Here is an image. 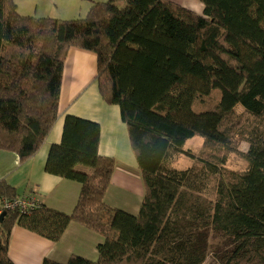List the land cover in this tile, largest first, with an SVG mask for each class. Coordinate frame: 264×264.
Returning a JSON list of instances; mask_svg holds the SVG:
<instances>
[{
    "label": "trees",
    "instance_id": "trees-1",
    "mask_svg": "<svg viewBox=\"0 0 264 264\" xmlns=\"http://www.w3.org/2000/svg\"><path fill=\"white\" fill-rule=\"evenodd\" d=\"M197 1L201 14L168 0H106L65 21L0 0V151L23 164L44 145L77 48L95 56L99 96L118 108L144 186L137 215L108 206L115 160L99 154L100 126L66 116L43 170L79 184L77 201L69 214L41 203L8 211L4 200L18 195L0 181V264H14L15 226L57 243L71 223L102 237L97 259L41 264H202L208 253L264 264V0ZM194 137L197 154L184 150ZM233 154L244 169L227 166ZM180 155L191 166L176 169Z\"/></svg>",
    "mask_w": 264,
    "mask_h": 264
},
{
    "label": "crops",
    "instance_id": "crops-1",
    "mask_svg": "<svg viewBox=\"0 0 264 264\" xmlns=\"http://www.w3.org/2000/svg\"><path fill=\"white\" fill-rule=\"evenodd\" d=\"M77 1L80 6L89 10L93 2L106 0ZM168 1L198 14L203 10L197 0ZM74 3L72 0L71 4ZM95 76L94 54L71 48L64 63L58 119L52 131L38 153L23 164L18 162L15 155L10 156L12 154L0 151L2 163L8 161L7 169L0 168V181H4L16 192L23 186L28 187V194L23 191L21 196L29 198L31 195L45 207L69 214L77 201L80 185L50 176L43 169L50 146L61 140L64 118L68 115L74 116L99 124V154L115 160L104 202L111 208L137 215L144 195L142 177L130 146L126 126L120 120L119 110L101 100ZM132 175L134 181L131 179ZM102 242V237L75 223L69 224L57 243H51L15 226L10 237L9 257L14 264H41L43 259L64 263L71 255L96 260V246Z\"/></svg>",
    "mask_w": 264,
    "mask_h": 264
},
{
    "label": "rangeland",
    "instance_id": "rangeland-1",
    "mask_svg": "<svg viewBox=\"0 0 264 264\" xmlns=\"http://www.w3.org/2000/svg\"><path fill=\"white\" fill-rule=\"evenodd\" d=\"M13 1L16 4L17 12L20 15L31 16L36 18H52V19H60V20L68 21L73 19L84 18L87 15L88 11L90 10L80 6L77 0H74L75 2L74 4H71L72 0H13ZM262 27L264 28V22L262 23ZM236 112L237 114L241 113V108L237 107ZM201 144H202V139L200 137H194L186 141L184 145V150H190L191 153L197 154V152L201 148ZM246 149H247L246 144H241L240 150L242 152H245ZM10 156H14V155L12 154ZM2 162L3 161L0 157V168L7 169L8 161L5 160L4 163ZM192 163L193 161L190 158L180 155L175 158L173 162V166L176 169L183 170L191 166ZM227 166L235 170H242L246 167V162L239 155L233 154L229 157ZM79 168L87 173H91V171L88 168L85 167H79ZM131 179L134 181L133 175ZM23 191H26V194H28L29 192L28 187L23 186L22 188H20L19 192H16L18 196L15 200L19 201L21 197L24 198L23 196H21L23 194ZM29 201H33L35 203L38 202L37 199H35V197L31 195H29ZM8 211H12V210H8ZM218 242H219L218 239H211L212 247L218 245ZM202 264H219V263L215 259L213 253H208L206 259Z\"/></svg>",
    "mask_w": 264,
    "mask_h": 264
},
{
    "label": "built area",
    "instance_id": "built-area-1",
    "mask_svg": "<svg viewBox=\"0 0 264 264\" xmlns=\"http://www.w3.org/2000/svg\"><path fill=\"white\" fill-rule=\"evenodd\" d=\"M40 202L29 201V198H21L19 201H5L3 203V208L5 210H19L21 214L26 212V210L39 207ZM2 214V209L0 208V215Z\"/></svg>",
    "mask_w": 264,
    "mask_h": 264
}]
</instances>
